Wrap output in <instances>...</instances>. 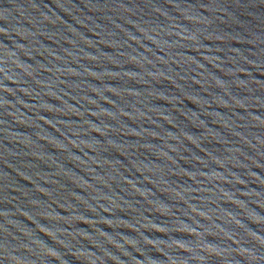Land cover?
I'll use <instances>...</instances> for the list:
<instances>
[{
    "label": "water",
    "instance_id": "95a60500",
    "mask_svg": "<svg viewBox=\"0 0 264 264\" xmlns=\"http://www.w3.org/2000/svg\"><path fill=\"white\" fill-rule=\"evenodd\" d=\"M0 264H264V0H0Z\"/></svg>",
    "mask_w": 264,
    "mask_h": 264
}]
</instances>
